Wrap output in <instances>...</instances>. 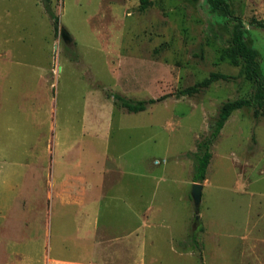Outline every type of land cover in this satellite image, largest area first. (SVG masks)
<instances>
[{"label": "rangeland", "instance_id": "rangeland-1", "mask_svg": "<svg viewBox=\"0 0 264 264\" xmlns=\"http://www.w3.org/2000/svg\"><path fill=\"white\" fill-rule=\"evenodd\" d=\"M48 1L57 31L42 0H0V264H264L263 114L235 111L211 146L197 227L191 197L189 155L221 105L255 85L219 81L138 113L112 97L156 99L211 72L238 75L233 24L206 0L146 10L140 0ZM227 1L246 23L264 21V0ZM247 28L264 73V29ZM73 146L84 150L69 156L74 166L100 175L88 191L53 197L50 154ZM194 232L200 250H180Z\"/></svg>", "mask_w": 264, "mask_h": 264}, {"label": "trees", "instance_id": "trees-1", "mask_svg": "<svg viewBox=\"0 0 264 264\" xmlns=\"http://www.w3.org/2000/svg\"><path fill=\"white\" fill-rule=\"evenodd\" d=\"M206 1L213 11L222 13L233 24L227 56L233 64L239 66L238 75L231 76L222 72H211L207 78L192 86L156 99L133 100L125 98L118 93L112 95L115 103L119 104L127 112L138 113L145 111L150 105L165 101L169 97L181 99L194 96L219 81H229L236 77H241L255 85L254 93L251 97L228 100L221 105L217 120L208 138L198 144L196 152L189 155L193 162L192 178L194 183H203L206 180L208 166L213 156L211 146L235 111L240 109L254 110L255 118H258L260 113L264 115V73L261 70L260 56L259 52L246 41V35L249 32L247 26L250 24L264 29V21L253 18L250 23H246L241 17L233 14L227 0ZM42 2L54 23L55 31H57L59 25L58 16L51 10L48 0H42ZM151 3V0H140L141 10H146ZM177 247L182 251L187 249L200 250L197 233L194 232L186 240L179 241Z\"/></svg>", "mask_w": 264, "mask_h": 264}, {"label": "crops", "instance_id": "crops-1", "mask_svg": "<svg viewBox=\"0 0 264 264\" xmlns=\"http://www.w3.org/2000/svg\"><path fill=\"white\" fill-rule=\"evenodd\" d=\"M56 143L57 140L55 142V148H56ZM69 150L66 152L64 158H60L59 154H58V150L56 149L55 152H51L50 157H49V161H50V182H49V186L53 187V197H58L59 195H61L60 189L63 186H74L76 189L74 190L75 193H78L80 190L81 186H84L85 188H87L88 191V186H89V182L93 181V177H91V175H96L99 177L100 173L98 170H91V171H85L83 170L80 166L79 167H75L73 161L69 160L70 159V155H74V158H79V159H83V155L84 154V150L83 148H79L76 146L73 147H68ZM79 156V157H78ZM61 161V162H60ZM81 164V162H80ZM91 180V181H90ZM118 186H112L110 188V193L107 195L105 194H101L99 193V195H102L101 197H99L96 201H98L99 203H103L108 197L109 195L112 193V191ZM204 187V186H203ZM88 193V192H87ZM95 207H91L90 208V214L91 216H100L99 213H96L94 211ZM102 211L100 210V213ZM204 233V228L202 227V230L200 232ZM133 234H135V236L137 237V244H138V240L140 239V233L138 232V230L136 229ZM154 238V237H153ZM174 237H171V242L172 245L175 242ZM184 240V239H182ZM199 242V241H198ZM200 243V242H199Z\"/></svg>", "mask_w": 264, "mask_h": 264}, {"label": "water", "instance_id": "water-1", "mask_svg": "<svg viewBox=\"0 0 264 264\" xmlns=\"http://www.w3.org/2000/svg\"><path fill=\"white\" fill-rule=\"evenodd\" d=\"M60 34H61L62 40L65 44H69L73 41L71 35L69 34V32L65 28H63V27L60 28ZM202 191H203V184L202 183H194L193 184L191 197L193 199L194 206H195V212H196V217H195L196 225H195V227H197V225L199 224V221H200L199 207H200L201 199H202Z\"/></svg>", "mask_w": 264, "mask_h": 264}]
</instances>
